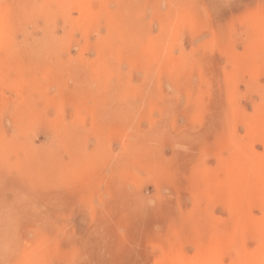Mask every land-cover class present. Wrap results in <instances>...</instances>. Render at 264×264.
<instances>
[{
  "label": "rangeland",
  "instance_id": "obj_1",
  "mask_svg": "<svg viewBox=\"0 0 264 264\" xmlns=\"http://www.w3.org/2000/svg\"><path fill=\"white\" fill-rule=\"evenodd\" d=\"M0 264H264V0H0Z\"/></svg>",
  "mask_w": 264,
  "mask_h": 264
}]
</instances>
